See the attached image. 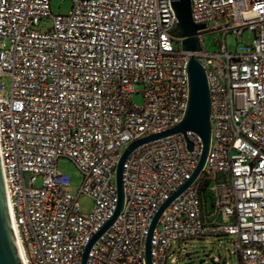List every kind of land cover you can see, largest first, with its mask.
Listing matches in <instances>:
<instances>
[{
    "label": "built area",
    "instance_id": "built-area-1",
    "mask_svg": "<svg viewBox=\"0 0 264 264\" xmlns=\"http://www.w3.org/2000/svg\"><path fill=\"white\" fill-rule=\"evenodd\" d=\"M71 1L54 14L51 0H0V79H11L9 95L0 84V165L27 263L82 264L117 210L123 152L182 122L194 56L210 92V147L157 223L152 264H177V242L211 236L234 238L239 264H264V0H191L194 24L206 28L194 53L168 34L177 23L170 0ZM246 31L251 44L230 52L226 37ZM215 34L209 50L205 36ZM138 84L141 108L132 103ZM202 148L188 131L134 150L123 166V210L86 264H145L151 223L190 180ZM60 157L83 176L76 194ZM82 195L93 201L87 214Z\"/></svg>",
    "mask_w": 264,
    "mask_h": 264
},
{
    "label": "water",
    "instance_id": "water-1",
    "mask_svg": "<svg viewBox=\"0 0 264 264\" xmlns=\"http://www.w3.org/2000/svg\"><path fill=\"white\" fill-rule=\"evenodd\" d=\"M170 5L177 19L176 29L168 34L175 38H184L182 42L183 52H201V47L198 39V31L206 29L204 25H195L191 14V0H170ZM189 76V99L185 116L180 124L176 127L150 137L138 140L131 144L121 155L116 170V186L118 194L117 210L112 219L94 236L89 245L84 251L82 264L87 263L88 254L93 244L100 236L115 222L124 206V188L122 183L123 166L131 153L143 144L164 138L174 134H185L188 131L195 132L202 140V152L199 163L190 180H188L173 196H171L159 209L155 215L146 240L145 264H152L151 261V240L155 228L161 215L171 202L180 196L200 175L204 168L208 155L211 141V100L205 70L197 59L192 56L188 65ZM188 150H192L191 143L187 144ZM3 181L0 171V264H19L16 252L14 250L12 240L9 235L6 224L4 209H3Z\"/></svg>",
    "mask_w": 264,
    "mask_h": 264
},
{
    "label": "rangeland",
    "instance_id": "rangeland-1",
    "mask_svg": "<svg viewBox=\"0 0 264 264\" xmlns=\"http://www.w3.org/2000/svg\"><path fill=\"white\" fill-rule=\"evenodd\" d=\"M72 8L71 0H51V10L54 14H65ZM46 23H41V28L44 29ZM218 35L205 36V46L209 50H215L214 39ZM253 34L246 31L242 36L229 34L226 37L227 49L230 52H239L246 46L251 44ZM177 48V45H175ZM0 84L5 86L4 92L8 95L11 89V79L4 76L0 79ZM143 86L138 84L135 87V93L132 95V103L136 108L144 106L145 99L143 95ZM57 169L60 173L66 174L70 178V189L72 194H76L83 182V176L75 165V163L67 158L60 157L57 162ZM42 177L36 179L35 185L41 187ZM93 209V201L87 195H82L79 198V210L83 214L91 212ZM235 239L229 236H211L201 239H192L186 242H177L174 256L179 259L177 264H215L214 257L221 259V264H239L238 254L234 246ZM183 250V251H181ZM179 253V254H178ZM167 264H172L168 260Z\"/></svg>",
    "mask_w": 264,
    "mask_h": 264
},
{
    "label": "bare ground",
    "instance_id": "bare-ground-1",
    "mask_svg": "<svg viewBox=\"0 0 264 264\" xmlns=\"http://www.w3.org/2000/svg\"><path fill=\"white\" fill-rule=\"evenodd\" d=\"M0 171H1V165H0ZM1 176H2V172H1ZM2 200H3V209H4L6 224L8 227L9 235L12 240V244L16 252L19 264H28L24 254V249L21 243L20 235L18 233V229L14 222L13 206L4 191L2 195Z\"/></svg>",
    "mask_w": 264,
    "mask_h": 264
}]
</instances>
